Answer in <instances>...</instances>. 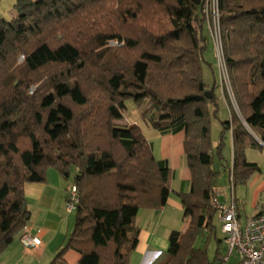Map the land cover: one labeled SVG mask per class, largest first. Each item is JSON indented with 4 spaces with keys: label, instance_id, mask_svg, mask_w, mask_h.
Returning <instances> with one entry per match:
<instances>
[{
    "label": "trees",
    "instance_id": "obj_1",
    "mask_svg": "<svg viewBox=\"0 0 264 264\" xmlns=\"http://www.w3.org/2000/svg\"><path fill=\"white\" fill-rule=\"evenodd\" d=\"M13 8L0 17V252L30 219L24 183L45 182L49 168L67 179L74 166L73 227L48 264H66L69 249L77 264H129L138 210L160 209L173 192L172 171L141 126L114 122L125 100H148L151 128L184 132L190 172L189 190L174 192L190 211L187 226L170 230L151 264H213L194 245L205 231L215 235L213 148L222 158L210 138L215 85L203 80V0H16ZM218 13L240 112L229 107L221 121L235 186L260 171L245 149L264 144V0H218Z\"/></svg>",
    "mask_w": 264,
    "mask_h": 264
},
{
    "label": "crops",
    "instance_id": "obj_2",
    "mask_svg": "<svg viewBox=\"0 0 264 264\" xmlns=\"http://www.w3.org/2000/svg\"><path fill=\"white\" fill-rule=\"evenodd\" d=\"M152 129L149 133L160 142L159 159L166 160L172 171L171 189L173 192L169 193L165 205L160 209L138 210L134 222V227L138 229L137 244L130 253L129 264H151L167 250L168 233L178 227L177 216L181 214L183 222L179 223H184L182 227L180 226L181 231L186 228L190 216V211L181 206L178 196L174 193L180 190L188 191L190 188V172L183 148L184 132L163 134ZM144 134L146 136L145 132ZM150 142L154 151V141ZM248 148L252 147L247 146L245 153ZM53 170L52 168L47 170L45 182H26L23 186L27 206L31 213L26 226L33 235L39 237V246L30 249L23 247L19 241L20 231L0 252V264H48L71 231L74 215L65 208L67 181L56 170L54 171L57 174ZM246 184L247 189L253 188L252 201L248 210L243 200H239L234 193L242 219L264 210V205L259 207L257 202L258 193L264 191V175H262L261 168L260 171L250 175ZM136 221H138V226ZM160 225L163 239L157 236ZM221 242L223 243L222 240ZM63 258L66 264H77L79 253L69 249L64 253ZM232 264H236V260Z\"/></svg>",
    "mask_w": 264,
    "mask_h": 264
},
{
    "label": "rangeland",
    "instance_id": "obj_3",
    "mask_svg": "<svg viewBox=\"0 0 264 264\" xmlns=\"http://www.w3.org/2000/svg\"><path fill=\"white\" fill-rule=\"evenodd\" d=\"M15 1L16 0H0V17L9 19L15 14L13 8ZM117 44L119 43L108 42L107 47L111 48L116 46ZM223 53H224V48H223ZM204 59L205 61L203 63V80L208 86H212L214 83L215 85L214 95L216 96V106L214 108L215 112L212 111L214 110L212 108L209 116L210 138L213 147L216 145V143H218V141L221 142L220 153L222 157L221 159H219L216 153V149L213 148V157H214L213 168L216 171H218V174L213 179L212 185L214 190L216 188V193L218 194V197L221 201H225L227 198H229L231 191H233V194L235 193V196L239 198V200H243L248 210L250 206V202L252 201L253 188L247 189V184L238 183L235 186H233V184L231 183L230 174H229V168L231 167V161H232L231 133L230 130H225L222 133V126H221V121L228 119L229 117V110H228L229 107L230 109L235 111L236 114L239 116H240V112L235 97L233 95V91L230 83L228 89H226L224 85L223 88L221 89L220 78H219V65L216 57V51L210 39L208 40L207 43V49L204 52ZM227 74L229 77L228 70H227ZM34 87L35 86L30 87L29 90L31 91L32 88ZM125 105L126 108L122 111V118L118 120H114V122L117 124L138 123V125H140L142 130L146 133V137L148 138V140L152 142L154 141L153 153L155 157L159 159L160 142L154 139L149 133V131H151V126L149 125L148 119L154 116L155 114L154 106L148 100H143L139 105H137L130 99L125 100ZM143 115L145 116L144 119L142 117ZM245 155L247 160H251L252 162L257 163V165L262 170V175H264V145L262 148H248ZM54 173L57 174L56 171H54ZM74 174H75V167L71 166L68 178L65 179V181H67V186L72 184ZM257 202L259 207L262 206V204L264 205V191L258 193ZM71 212L74 215L75 210ZM177 217L178 219L176 220L178 221V225H177L178 227L174 229L181 230V227L184 224V223L181 224L179 223V222H183L181 221L182 220L181 214L178 215ZM213 224L215 228L214 229L215 235L209 236L208 231H205L197 236L194 245L196 247H205L207 251V255L213 264H232L233 261H235L234 256L229 257L228 260L226 261H221L219 259L220 254L221 255L225 254L226 248L225 245L221 242L223 235L220 230L217 214L214 215ZM136 225L138 226V221H136ZM161 231H162V226L160 225L157 233L158 237H161L162 235ZM161 238L163 239L164 237ZM218 239H220V242H218Z\"/></svg>",
    "mask_w": 264,
    "mask_h": 264
},
{
    "label": "built area",
    "instance_id": "obj_4",
    "mask_svg": "<svg viewBox=\"0 0 264 264\" xmlns=\"http://www.w3.org/2000/svg\"><path fill=\"white\" fill-rule=\"evenodd\" d=\"M203 3L206 28L209 39L214 45L219 65L220 86L221 89L223 85L228 89L230 82L219 26L218 0H203ZM77 202L78 190L72 183L66 188V210L68 212L75 210ZM210 204L216 210L223 235L222 241L226 248L225 254L220 255V259L228 260L229 257L234 256L236 264H264V210L242 219L233 191L225 201H221L215 192L210 199ZM19 241L27 249L35 248L40 244L39 237L33 235L26 225L21 230Z\"/></svg>",
    "mask_w": 264,
    "mask_h": 264
},
{
    "label": "water",
    "instance_id": "obj_5",
    "mask_svg": "<svg viewBox=\"0 0 264 264\" xmlns=\"http://www.w3.org/2000/svg\"><path fill=\"white\" fill-rule=\"evenodd\" d=\"M205 95H206V97H208V98H210L211 97V94H210V92L209 91H206L205 92ZM263 144V143H262ZM264 145V144H263Z\"/></svg>",
    "mask_w": 264,
    "mask_h": 264
}]
</instances>
